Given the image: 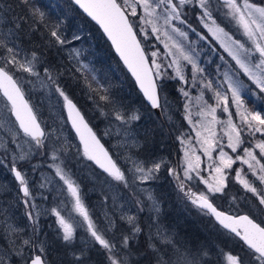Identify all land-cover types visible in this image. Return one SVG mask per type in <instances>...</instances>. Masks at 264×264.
<instances>
[{"label": "snow or ice", "instance_id": "obj_1", "mask_svg": "<svg viewBox=\"0 0 264 264\" xmlns=\"http://www.w3.org/2000/svg\"><path fill=\"white\" fill-rule=\"evenodd\" d=\"M74 2L106 34L152 109H160L162 113L166 111L164 107L166 100L162 103V93L167 87L165 79L179 78L180 81L186 82L182 60L191 64L193 79L195 73L203 71L193 56L186 52L168 31L170 28L172 33L187 38L188 34L172 22L180 21L181 24H186L187 21L182 19V9L185 5L193 3L201 10L198 14L200 23L235 61L240 70L237 75L242 73L255 85L259 93H264V0H217L222 8L227 9L224 15L230 18V21H235L237 30L241 31L244 39H236L234 34L220 26L213 15L212 0H74ZM27 3L29 0H22V4ZM30 14L41 20L44 17V13L38 8H32ZM161 20L163 23H158ZM10 25L16 30L21 27L15 20L11 21ZM59 27V24L49 27V46H63L69 43L62 36ZM188 27L193 32L196 31L190 24ZM12 35L10 31L0 38V127L8 126L11 132L6 154L10 149L9 170L18 183L19 198L25 208L24 216L27 223L22 228L5 223L3 233H0V264H51L49 259L51 242L46 234L41 238L43 231L39 222L41 212L33 202L35 197L23 170L24 164H30L37 154L51 159L49 167L54 169L55 176L59 177L70 193L73 211L83 218L93 240L105 250L106 264H141V261L144 264H213L212 247L201 244L192 251L183 242L178 241L177 234L170 232L161 224L160 199L151 191L140 187L145 182L159 179L158 174L164 169L175 181L178 191L183 193V198L202 215L212 220L214 229L222 231L238 246V250L233 253L225 252L217 245L218 264H264V113L246 106L242 93L247 85L242 80L234 79L225 71L224 83L227 84V91L231 93L230 99L226 93L214 90L212 82L203 85L204 88L214 91L216 100L215 106L207 104L206 110H201L199 115L204 119L194 124L196 142L200 145L203 156L210 162L206 169L207 177L202 174L205 170L201 169V156L196 155L191 145L181 138L183 133L176 138L184 151L180 163L176 166L169 167V161L165 157L139 159L137 154L128 155L126 161L129 166L124 167L120 164L119 158H114L110 150L101 143V138L90 127L85 115L61 85L60 77L63 76V72L54 71L51 66L45 67V62L40 58L42 54L35 50L30 53L31 58L26 56L20 59V50L15 40L9 41ZM150 35L155 36L156 40L164 45L165 58L172 57L166 65L160 60L162 53L158 47L149 52L143 45L142 41L147 40ZM80 39L79 35L72 37L75 41ZM200 39L207 37L200 35ZM221 59L224 60V57L221 56ZM38 66L42 68L43 76L37 70ZM165 67H174L175 75L168 76L162 71ZM20 73L35 77L42 88H47L50 92L54 90L63 101L62 111L66 113L64 122L70 123L79 141L76 146L77 157L88 161L90 168L93 166L98 168L100 170L98 175L105 177L103 183L110 187L122 186V191L134 202L138 212H143L145 207H148L149 216L146 223L142 224L139 221L138 214H125L120 217L128 228L120 237L118 244L107 239L105 235L106 231L116 226L114 220H108L109 228L101 231L91 219L89 210L83 202L80 186L65 163L72 145L63 137V127H50L41 119L39 107L30 98H26L28 95L25 91L26 83ZM92 80H96V77L93 76ZM87 86L91 92L98 91L92 88L90 82ZM179 91L183 92L185 97L188 96L183 87ZM104 93L99 96V100L105 102V107L108 105L111 107L105 112L104 108L97 104L101 115L112 117L125 128V146H128L127 141L131 139L130 147L143 150L155 130L146 128L142 134L129 131L128 128L134 129L136 123L141 120L139 111L126 109L110 98L107 89H104ZM252 94L257 95L256 92ZM89 99H93V96L89 95ZM232 106L236 109L235 113L229 111ZM221 107L224 112L229 113L226 122L227 148L231 149L234 156L225 151V145L219 143L213 131L215 124L223 123L217 117V108ZM233 117L239 119L238 124L233 122ZM61 118L64 119L63 115ZM186 119L192 123L191 116ZM245 133L253 139L256 134H260L261 138L250 147H245L244 145L249 143L244 139ZM240 148L243 149L242 155L238 154ZM237 162L241 167H234ZM243 165H247L246 170ZM0 166H8L4 158H0ZM178 169H182L183 176ZM36 170L37 165H32V171ZM232 173H235L234 177ZM233 179L244 190V196L241 197L244 201L243 211L239 208L235 212L231 209L224 211L213 202L216 194L228 195V188ZM113 181L116 182L115 185ZM193 181L203 184L206 191H193L189 186ZM45 186L44 183L40 184V188ZM144 193L147 194V201L150 204L142 198ZM235 200L236 197H233V201ZM49 214L56 218L57 239L65 247H70L75 238V226L70 222L71 218H66L59 207L51 208ZM140 237H143L142 245ZM69 255L72 256L74 264H81L85 251L83 249L79 252L72 251Z\"/></svg>", "mask_w": 264, "mask_h": 264}, {"label": "rangeland", "instance_id": "obj_2", "mask_svg": "<svg viewBox=\"0 0 264 264\" xmlns=\"http://www.w3.org/2000/svg\"><path fill=\"white\" fill-rule=\"evenodd\" d=\"M212 5L213 15L217 19L220 26L225 27L226 31L234 34L236 39H244L241 31L237 30L235 21H230V18L224 15L227 9L222 8L217 3V0H212ZM158 11L160 10L158 9ZM200 11L201 10L198 5L195 3L185 5L182 9V19L186 20L187 23L181 24L180 21L172 22L176 25V27L180 28L181 31L188 34L187 38L180 36L178 33H172L171 29H168L173 36V39L177 43L181 44L186 52H189L193 56L196 64L199 68L203 69V71L195 73V79H193L191 64L182 60L181 64L183 66L186 82L180 81L179 78H176L175 80L165 79L167 87L162 93V103L166 100V103L164 104L166 111L163 113L164 125L159 121L158 117L152 110L150 113H143L140 106L135 108L130 107L128 104L131 103L129 100L131 98H128L127 102H123L117 98L111 97L110 92L113 90V87L116 86L117 83L123 85L124 76L122 71L113 62L108 61L103 64L102 59H95L94 51L90 48L86 41L82 39V36L84 37L85 34L80 30V27H77L76 30H71L68 36L61 33L62 36L69 41L68 44L61 46V48L73 65L74 69L80 76H82L84 86L86 88L85 90L89 89L87 86V83L89 82L91 83L93 89L98 90L95 92L96 98L92 99L91 109H89V114L91 115L93 122L96 123L98 127L95 131L105 142L106 146L113 154V157H118L120 164L124 167L129 166L126 161V157L128 155L137 154L139 159H158L160 157H165L169 161V167L176 166L180 163L184 154L183 147L180 141L176 138L181 136V133H183L184 135L181 138L191 145V148L196 152V155L201 156V169L205 170L202 174L207 177L208 172L206 169L210 162L207 157L203 156L200 145L196 142L194 124L195 122L204 119L199 114L202 109L206 110L207 104H211L213 106L216 104L214 91L204 88V84L212 82L214 90L226 93L229 99L231 98V93L227 91V84L224 83L225 71H228L234 79L242 80L243 83L247 85V88L242 93L246 106L250 109L264 113V93H259L255 85L252 84L251 81H249L242 73L237 75L240 70L238 69V66L235 65V61L228 56L227 52L220 47L219 43L212 38L207 29L200 23L198 19ZM13 13L14 12L11 13L0 0V38H3L6 33L11 31L13 35L9 37V41L15 40V43L20 50L19 58L24 59L26 56L27 58H31L30 52L22 43L25 41L22 40V35L19 30L12 28L10 25V22L14 20L18 23L21 22V20L17 19L18 17H14ZM158 23L162 24L163 21L161 20ZM189 24L196 30L195 32L188 27ZM148 31L150 33L151 29L149 28ZM198 34L206 36L207 39H200V35ZM73 35H79L81 39L79 41L72 40ZM142 43L149 52L156 50L158 47L162 53L160 60L165 65L172 59L170 56L165 58L166 50L164 49V45L156 40L155 36L150 35L148 39L143 40ZM73 49H75V51H73ZM172 51H175V49H172ZM221 56L224 57V60L221 59ZM85 65L86 67H83ZM37 70L40 71L41 76H43L42 68L39 69L38 66ZM59 70L61 72L67 71L72 73V70L66 68H60ZM162 71H165L168 76L175 75L174 67H165ZM19 75L26 83L25 91L28 94L26 97L30 98L31 101L39 107L42 113L41 119L50 127H63V137L66 138V141L72 145L65 163L68 165V168L74 175V179L80 186L82 199L85 206L89 210L90 217L101 231H105L109 228L108 220H114L116 222V226L110 231H106L105 235L107 239L118 244L119 239L117 240L115 237L120 234L122 236L128 228L127 224L122 221L120 217L125 214H138L139 221L142 224L146 223L149 216L148 207H145L143 212H138L134 202L128 198L124 191H122V186L110 187L109 185L103 183L105 177L98 175L100 170L95 168V166L90 168L88 166V161L77 157L76 146L79 142L77 141L69 124H65L64 122L66 116L62 111L63 101L58 98V96L54 93V90L50 92L49 89L42 88L35 77H31L26 73H20ZM93 76L96 77V80H92ZM28 81H31V83H28ZM171 82L177 85V92L175 90L176 95L173 96H171L169 89ZM101 85L103 86L102 88ZM181 87H183L184 92L188 93L187 97L183 95V92L179 91ZM104 89H107V94L110 98L122 104L129 111H139L142 118L136 123L134 129L128 128L129 131L142 134L144 129H150L153 127L151 126V121L154 120H156L159 124H162L163 128L165 126L168 130V132H166V138L171 140L172 144V147L170 146L171 148L168 150V152H171V156H169L167 152L154 155L145 147L143 150L136 147H130L132 144L131 139H128L127 141L128 146H125V128H122L112 117L101 115L100 108L97 107V104H99L100 107L104 108L105 112H108L111 107V105L105 107V102L99 100V96L105 94ZM253 92H256L257 95H253ZM88 93L94 95L91 91ZM229 111L231 113H235L236 109L232 106ZM62 115L64 119L61 118ZM188 116H191L192 123L186 119ZM217 117L218 120L223 123H217L213 126L216 138L219 143L225 145V151L234 156L235 154L231 152V149L227 148L228 138L226 135V122L229 118V113L224 112L222 107L217 108ZM207 119H211V117H207ZM233 122L238 124L239 119L237 117H233ZM106 132L109 134L105 135ZM10 138L11 132L9 131V127H0V158H4L5 164L8 165L0 166V233H3L5 223L21 228L27 223L26 217L24 216L25 208L19 198L18 183L14 180V177L9 170L11 155L10 149L6 154V147ZM260 138V134H256L255 139H253L245 133L244 139L249 143H246L244 146L250 147ZM255 151L258 152V149ZM238 154H243L242 148L238 149ZM62 159H64V157H62ZM57 162L59 163V161ZM51 163V159L37 154L33 157L30 164H24L23 166V170L26 172V178L29 182L30 190L32 191V195L35 197L33 202L41 212L39 218L40 225L43 229L41 238H44L46 234L47 239L51 242L49 259L51 256L56 264H60V260L62 258V255L60 258V253L56 252L59 246L58 243H56L59 241L56 236V229L58 227L56 224V218L49 214L51 208L59 207L62 214L65 215L66 218L70 217V222L74 223L75 226L74 241L70 247H67L69 258H72V256L69 255L72 251L79 252L83 249L85 251V255L83 257L84 262H81V264H97L99 262L96 259H87L86 256H90V253H96V256L98 253L104 255V261L106 264L105 250L93 240L90 233L87 231V224L83 221V218L79 216L78 213L73 211L72 197L70 193L67 192L66 186H63V182L59 180V177L55 176L54 169L49 167ZM32 165H37V170L35 172L32 171ZM234 167L239 168L241 167V164L237 162ZM243 168L246 170L247 165H243ZM178 171H180L181 176H183L182 169H178ZM232 174L234 177L235 173ZM158 175L159 179L145 182L143 185H140V187L151 191L160 199L161 224L168 228L170 232H175L177 234L176 239L178 241L183 242L187 247L191 248L192 251H195L201 244L213 247V264H218L216 261V254L218 252V249L216 248L217 245L225 252L232 251L235 253L238 250V246L230 237L226 236L222 231L214 229L212 227V220L206 216L203 217V215L194 206H192L189 201L183 198V193L178 191L175 181L167 175L166 169L162 170ZM48 181L52 182L49 183ZM41 183H44L46 186L44 188H40ZM112 183L113 185L116 184L115 181ZM189 186L197 192L206 191L203 184H198L195 181L190 182ZM44 197H46V199ZM105 197H107V199H105ZM142 198L150 204V202L147 201L146 193H144ZM224 198L225 197L222 194H216L217 200H223ZM227 201L231 202L230 206L233 209H240L244 204V201ZM192 211L197 212L198 215L193 214ZM199 214L202 218H198L200 217ZM180 215L187 220L186 223L182 220L183 223L181 222L182 224H178L179 219L177 218L176 220V216ZM201 219L202 222L200 221ZM189 225L190 227H192V225L195 228L196 226L199 227L202 231L201 234L204 235L206 243L203 241L199 242L193 231L189 230V228H187L186 234H184V232L182 233V229L180 228H184L185 226L189 227ZM183 231H185V228ZM178 233H180V236ZM107 234H109L110 237H108ZM218 239L221 243L218 242ZM140 241L142 245L143 237H140ZM133 244L135 250V242H133ZM59 248H62V246ZM141 264H144V262L141 261Z\"/></svg>", "mask_w": 264, "mask_h": 264}, {"label": "trees", "instance_id": "obj_3", "mask_svg": "<svg viewBox=\"0 0 264 264\" xmlns=\"http://www.w3.org/2000/svg\"><path fill=\"white\" fill-rule=\"evenodd\" d=\"M1 1L2 4H4L11 13L14 12V17L16 16L18 18H23V20L20 22L21 27L19 28V32L22 35V40L25 41L22 42L23 45L30 53L34 50L41 53L42 55L40 58L45 62L44 66H51L54 71H60V68L72 70V73L67 71L63 72V76L60 77V83L64 85L68 94L74 99V101L83 111L84 115L95 130L98 129L97 124L93 122V119L89 114V109H91L92 103V99H89V95L93 96V98L95 99V92H93L94 95H92L88 93L90 89L85 90L86 88L84 86L82 76H80L74 69L73 65L63 52L61 46H49L50 37L48 35V31L49 27L52 25L59 24V31L66 36L70 34L71 30H76L77 27H80V30L85 34L84 37L82 36V39H84L90 46V48L94 51L95 59H102L103 64L108 61L113 62L122 71V74L124 76L123 85L117 83L116 86L113 87V90L110 92L111 97L117 98L118 100H121L123 102H127L128 98H131L129 99L131 103H127L128 105H130V107L135 108L140 106L143 113L151 112V108L143 100V97L137 90L133 80L130 78L118 58L113 53L109 42L103 36L99 28L91 20H89L79 10V8H77V6H75L71 2V0H29V3L27 4H22V0ZM32 8H38L44 13V17L42 20L39 17L31 16L30 13ZM39 69L41 68L39 67ZM169 89L171 96L176 95L177 85H175V83L171 82V84L169 85ZM162 124L164 125V123ZM162 124H159L156 120L151 121V126L153 127H151L150 129H154L155 131L153 132L149 143L145 145V148L154 155L167 152L169 156H171V152H168V150L172 147L171 140H168L166 138V132H168V130L167 128H165V126L163 128ZM243 195L244 191L236 183L235 179H233L228 188V195L224 196L225 198L223 200L215 199L213 202L221 209H224L226 211L231 209L233 212H235L237 209H233L230 206L231 202H228L227 200H233V197H236L235 201H243L241 199ZM240 210H244V204L242 205ZM192 212L193 214L198 215L197 212ZM177 218L179 219L178 224L187 222V220H185L181 215L176 216V220ZM198 218H202L201 215ZM200 221L202 222V219ZM192 227H190V225L189 227L185 226V231H183L184 228L180 229H182V233L184 232V234H186L187 228H189V230L193 231L196 239L199 242L203 241L204 243H206L204 235L201 234L202 231L199 229V227ZM178 234L180 236V233ZM107 236L110 237L109 234H107ZM120 237L121 234L115 238L118 240L120 239ZM218 242L221 243L219 239ZM56 243H58L59 245L56 252L60 253V258L62 255L60 264H74L73 258H69L68 256V248L65 247L60 240ZM61 246L62 248H59ZM97 256L96 253H90V256H86V258L98 260L99 262L97 264H105L104 255L98 253ZM50 261L51 264H56L51 256ZM81 262H84L83 258Z\"/></svg>", "mask_w": 264, "mask_h": 264}, {"label": "water", "instance_id": "obj_4", "mask_svg": "<svg viewBox=\"0 0 264 264\" xmlns=\"http://www.w3.org/2000/svg\"><path fill=\"white\" fill-rule=\"evenodd\" d=\"M71 2H72L75 6H77V8H79V6L75 4L74 0H71ZM79 10H80V11H81V12H82V13H83V14H84L89 20H91V21H92V22H93V23L99 28V30L101 31V33L103 34V36H104V37L106 38V40L109 42V44H110V46H111V48H112V50H113V53H114L115 56L118 58V60L120 61L121 65H122L123 68L126 70V72L128 73V75L130 76V78L133 80V82H134V84H135L137 90H138V91L140 92V94L142 95L143 100H144L145 103L151 108L150 104L146 101V98L143 96V93L140 91L139 86L136 84V82H135V78H134V77L131 75V73L128 71L127 66L123 64L122 60L120 59L118 53H116L114 46L112 45L111 41L107 38L106 34H104L103 30L99 27V25L96 24V22L93 21V20L91 19V17H88L87 14L84 13L83 10H82L81 8H79ZM26 98H27V97H26ZM74 102H75V101H74ZM75 103H76V102H75ZM76 104H77V103H76ZM77 106H78V105H77ZM78 107H79V106H78ZM80 110H81V109H80ZM151 110L155 113V115L158 117V119L160 120V122H161V123H164V117H163V113L161 112V110H160V109H152V108H151ZM81 111H82V110H81ZM82 113H83V111H82ZM83 114H84V113H83ZM65 116H66V113H65ZM85 118H86V116H85ZM86 120H88V119L86 118ZM89 125H90V127L93 128V126L90 124V122H89ZM69 126H70V128H71L70 123H69ZM71 130L73 131V133H74V135H75V137H76L75 131H74L72 128H71ZM93 130L95 131L94 128H93ZM95 132H96V131H95ZM96 133H97V132H96ZM97 134H98V133H97ZM98 136H99V135H98ZM99 137H100V136H99ZM76 139H77V141H78V138H77V137H76ZM78 142H79V141H78ZM101 143H103V144L105 145V147L108 148L102 139H101ZM221 210H224V209H221ZM224 211H226V210H224Z\"/></svg>", "mask_w": 264, "mask_h": 264}]
</instances>
